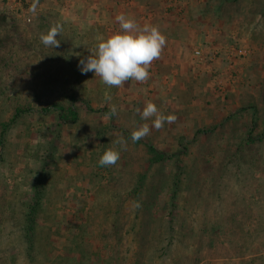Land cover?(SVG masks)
I'll return each instance as SVG.
<instances>
[{"label": "rangeland", "instance_id": "rangeland-1", "mask_svg": "<svg viewBox=\"0 0 264 264\" xmlns=\"http://www.w3.org/2000/svg\"><path fill=\"white\" fill-rule=\"evenodd\" d=\"M0 14L17 30L8 26L15 44L7 57L0 48V58L5 65L7 58L22 60L16 69H0L9 84L2 86L0 120L17 103L33 109L8 131L0 158V258L27 264L21 214L47 162L36 217L41 250L47 232L59 237L51 239L45 264H264V0H0ZM119 14L139 26L138 19L185 30L188 49L180 55L187 54L203 75L197 108L188 109L192 91L173 90L181 109L168 115L182 123L151 128L150 137L140 140L168 155L184 146L187 155L178 164L148 165L146 149L130 139L142 119L136 104L124 106L129 93L79 71L88 49L119 30ZM54 26L61 29L60 44L46 47L40 36ZM196 49L204 63L194 57ZM149 71L147 81L124 85L156 81L167 93L176 86L175 75L157 77L155 65ZM72 91L95 112L77 103L76 124L59 128L55 117L40 111ZM242 105L255 112L225 122ZM211 125L212 134L201 133ZM121 136L126 150L115 143ZM107 149L120 158L99 166ZM79 244L89 255L76 251Z\"/></svg>", "mask_w": 264, "mask_h": 264}, {"label": "clouds", "instance_id": "clouds-1", "mask_svg": "<svg viewBox=\"0 0 264 264\" xmlns=\"http://www.w3.org/2000/svg\"><path fill=\"white\" fill-rule=\"evenodd\" d=\"M35 7L34 3L33 11H35ZM116 21L119 24V30L107 38H101L94 48L88 49L90 55L79 61V71L84 75L92 72L94 77H99L101 82L110 88H119L129 81L143 83L150 78V65L154 60L160 58L166 46V37L156 26L145 24L141 27L134 18L125 14L117 15ZM60 31L59 26H54L46 33H42L41 43L46 47H58L60 41L57 37L60 35ZM136 111L141 119H151V127L157 130L164 127L166 123L172 124L176 119L174 115L161 113L156 104L152 102H148L142 111L140 109ZM111 112L113 114L117 112L115 105H112ZM150 131L151 128L144 124L130 133V139L135 143L149 135ZM127 142L123 136L115 141L121 149L125 150ZM119 158V151L107 149L100 156L98 165L113 166Z\"/></svg>", "mask_w": 264, "mask_h": 264}, {"label": "trees", "instance_id": "trees-1", "mask_svg": "<svg viewBox=\"0 0 264 264\" xmlns=\"http://www.w3.org/2000/svg\"><path fill=\"white\" fill-rule=\"evenodd\" d=\"M235 1H239V0H235ZM229 2V1H227ZM150 5V3H149ZM7 20V16L6 14H0V48H2L3 51H5V56L7 57V55L10 56V53L13 50L14 47V42H12L14 39L10 36L11 30L8 28V26L10 25V27L12 28V30H14V34L17 33V30L15 29L14 25H11L9 23L6 22ZM2 51L0 50V53ZM7 60H9V64L5 65V61L6 58H0V63L2 64L0 66L4 68L5 72L7 71V68L10 69H16L17 65L20 64L22 62L21 59H17V60H10L7 58ZM29 66L28 63L24 64V67L27 68ZM22 75H24V72H21ZM2 74L0 72V95L3 96V94H5L3 92V87L9 88V84L7 82H4L3 80H1ZM5 78V76H4ZM19 80L21 78H18ZM3 86V87H2ZM20 94H18L19 96ZM20 102V99H19ZM77 103H81L84 105L85 109H87L89 112H95L92 110L91 106L89 105L88 102L84 101L83 99L77 98L76 94L74 91H72L71 93L63 95L61 98H59L56 101L53 102H49L48 104H46V106H44V108H42V110L40 111L41 114L43 115H52L53 117L56 118V124L57 126L60 127H64L65 125H73L76 124V122L78 121V116H77V111H76V104ZM249 111H253L255 112V107L254 106H240L239 108H237L231 115H229L225 120V122L229 123L234 117H245V115L247 114V112ZM33 109L29 104L26 105H21L20 103H17V107L14 108V110L12 111V114L9 116V118L6 119H1L0 120V158H2V155L6 149L7 146V134L8 131L16 126L20 120V118L27 113H32ZM99 113L101 112L100 110L98 111ZM110 113L107 110H104V114ZM224 122V123H225ZM214 125H211V127L207 128L205 131L201 132L203 134L206 133L207 134H212L215 130V128L213 127ZM264 126V124H263ZM135 143H139L141 145H143V147L146 149L147 154L149 155V157L147 158V163L148 165H155V164H164L169 160H174V162H177V164L180 162L182 156H186L187 155V149L183 146V149L181 152L177 153V154H165L157 149H155L153 146H151L149 143L147 142H143V141H136ZM183 145V144H182ZM47 169V162L43 163L40 166V171L37 172V174L35 175V178L32 181V202L27 204L25 207L24 212H22L21 216H22V228H21V232L23 234V236L21 237L24 241H25V246H26V252L24 253V255L26 256L27 259V264H38L39 263H43L46 262L50 259V243H52L51 239L54 237L57 238L58 234H55L57 236H53V234L47 232V234L44 237V248L41 250V240L40 238H37V233H38V225L36 222V217H37V213L39 211L38 207L39 204L42 200L43 197V183L45 180V172ZM177 178V177H175ZM144 176H141V180L143 181ZM177 195V190H174V192L172 193L171 197L174 200L176 198ZM14 209V207H13ZM14 214L13 215H17L18 216V211L11 210ZM10 214V213H9ZM5 234V233H4ZM3 234V236H5ZM59 237V236H58ZM76 238L80 239L81 235H77L74 240H77ZM75 244V242H74ZM86 247L85 244H79L76 246L78 250H76L78 253L80 252L82 254V256H84L83 252L86 251V253H88L91 251L88 250H83L80 251L81 248L79 247ZM67 251H71V248L69 246H67L65 248ZM52 251V250H51ZM73 251V250H72ZM84 258V257H83ZM87 260V259H86ZM89 263H91V260L88 261ZM178 261H176L175 263H177ZM0 264H16L14 258H0ZM45 264V263H43ZM178 264H180V262H178Z\"/></svg>", "mask_w": 264, "mask_h": 264}, {"label": "crops", "instance_id": "crops-1", "mask_svg": "<svg viewBox=\"0 0 264 264\" xmlns=\"http://www.w3.org/2000/svg\"><path fill=\"white\" fill-rule=\"evenodd\" d=\"M155 9L151 10L152 12ZM138 22L141 23V26H144L145 24H148L147 22L150 21H145L142 22L141 20L138 19ZM150 25H153L152 23ZM160 32L166 37V46L164 47L162 54L160 56L159 59L154 60L150 67L152 68V66L155 65V69H156V74L157 77L160 75H166V74H170L171 75H175V80H177V84L176 86L172 89V91L168 92L164 89V87L161 85V83H156L152 82L149 84V86H138V84L136 83H132V85H123V88L121 89V92H128L129 95L125 98V107L128 109L130 107V104L133 106L135 105V107L137 109H140L141 111L143 110L144 106L148 103V102H152L154 104H156V106L159 108V110L163 109V113L165 115H168L169 112L174 111L175 114L180 111L181 107L178 103L179 99H177V97L174 95V91L173 90H184V91H192V94H194V96L191 98V103L188 105V109L189 111L192 109L197 108V99L196 96L199 95V87L202 83L201 78L203 77V75L197 74L196 72L199 71V69H195L194 64L192 63L190 57L185 54L184 57L182 55H180L181 50L183 49L184 51H186V48L188 49V45L185 44L187 41V39L183 38L181 35H183V32H185V30H183L182 28L180 29H169L166 27V25H161L159 27ZM198 40V39H197ZM188 43V42H187ZM185 46V48H183ZM185 53V52H184ZM157 61V62H156ZM156 62V64H155ZM202 69H205V67H203ZM204 72V71H203ZM189 85L193 86V89L190 90L189 89ZM142 87V92L145 93V95H142V97H139L142 93H139L140 89ZM177 87V88H176ZM150 89V90H149ZM158 89L161 91H165V94H162L161 91L158 93ZM200 98H202L200 96ZM184 105V104H183ZM169 108V110H168ZM168 110V111H166ZM189 114V113H188ZM174 115V114H171ZM175 116V115H174ZM187 118H192V115L189 114V116L187 115ZM200 122H203V116H199ZM148 121V122H147ZM141 120L140 123L137 125V127L142 126V124H146L150 127L152 125V120ZM200 122H198V125L201 124ZM173 123H178L181 124L182 120L180 118H176L175 121ZM183 123H187V124H194V121H187ZM197 125V123H196ZM151 132V131H150ZM153 132V131H152ZM151 132V133H152ZM148 137H150L148 135Z\"/></svg>", "mask_w": 264, "mask_h": 264}, {"label": "built area", "instance_id": "built-area-1", "mask_svg": "<svg viewBox=\"0 0 264 264\" xmlns=\"http://www.w3.org/2000/svg\"><path fill=\"white\" fill-rule=\"evenodd\" d=\"M194 57L195 58H197L198 60H199V62L201 63V62H203L204 63V57H203V55H202V52H200L198 49H196V50H194ZM240 54H241V52H240Z\"/></svg>", "mask_w": 264, "mask_h": 264}]
</instances>
